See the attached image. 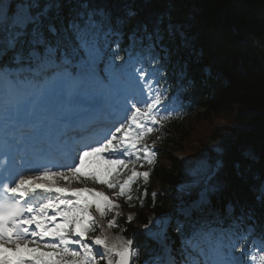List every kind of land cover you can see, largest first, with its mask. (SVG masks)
Segmentation results:
<instances>
[{
  "label": "snow or ice",
  "instance_id": "snow-or-ice-1",
  "mask_svg": "<svg viewBox=\"0 0 264 264\" xmlns=\"http://www.w3.org/2000/svg\"><path fill=\"white\" fill-rule=\"evenodd\" d=\"M171 16L172 13H165L142 21L138 7L127 0L116 12L92 0H15L8 5L0 0V78L11 85L25 72L33 76L51 72L47 79L59 77L71 84L70 90L55 93L56 104L51 111L46 109L25 126L28 135L17 136L12 131L8 134L7 143L16 145L19 157H9L6 152L0 171V264L139 261L141 250L134 247V240L117 237L115 242L110 241L96 214L104 218L111 213L113 218L107 225L111 229L118 227L115 217L122 215L116 211L120 208L117 200L124 198L129 207L135 206L132 201L139 197L132 195V186L138 178L147 182L150 176V171H139L137 165L143 168L142 161L154 165L155 141L150 147L147 140L170 119L171 109L166 95L153 87L166 75L161 71L162 57L150 55L149 59L139 53L132 55L129 50L126 58L119 54V40L110 38H122L124 29L134 23L128 38L133 47L139 43L149 54L158 47L164 49L165 37L170 42L179 40L181 44L165 54L170 60L177 58L183 75L180 48L189 47L190 42ZM113 43L115 49L111 47ZM105 50L111 52L106 66L110 78L131 67L141 88L138 96L124 98L118 110L123 115L97 138L93 125L104 115L103 90L108 85L98 77L96 68L103 61ZM26 143L32 144L31 152L24 147ZM54 156L61 162L49 167ZM41 160L48 163H39ZM18 162L27 165L24 172L16 171ZM229 177L246 187L254 199L248 202L239 195L229 199L220 218L233 220V227L228 230L233 242L227 251L218 250L217 259L211 264H264V152L258 155L249 150L231 162L217 160L205 173L206 187L198 204L206 203L209 193L223 196ZM59 181H91L106 186L113 196L86 186L69 189L59 186ZM183 211L190 215V210ZM132 219L129 215L127 222ZM240 225L245 227L237 233L235 229ZM97 228L101 235H90ZM143 228L147 230L149 225ZM176 230L181 233L182 253L187 257L206 255L199 245L198 231L188 235L179 222ZM157 238L163 255L153 264H177L167 243L166 228L160 230ZM183 264L197 261L186 258ZM199 264L206 261L200 260Z\"/></svg>",
  "mask_w": 264,
  "mask_h": 264
},
{
  "label": "trees",
  "instance_id": "trees-1",
  "mask_svg": "<svg viewBox=\"0 0 264 264\" xmlns=\"http://www.w3.org/2000/svg\"><path fill=\"white\" fill-rule=\"evenodd\" d=\"M92 2L106 5L110 11L116 12L126 0ZM127 2L138 7L139 19L142 21L172 13L171 19L182 26L190 42L189 47L180 48L179 60L183 63L184 74H180V63H177L176 57L166 62L162 58L161 71L166 72V75L161 81L171 93L181 92L184 98L191 100L192 109L186 117L194 118L185 123L186 117H171L149 138L151 144L155 141L157 161L153 166L145 163L143 168L152 169L150 182L135 189V196H140L147 189L144 204L139 205V200L135 199V206L129 207L127 202L120 200L123 210L119 223L126 228V233H132L135 246L144 256L158 246L155 240L138 236L137 233L149 223L153 215L162 218L172 211L185 196L183 187L192 179L178 158V152L185 151L193 159L205 158L208 169L217 160L231 162L245 151L251 150L258 155L264 152V17L258 15V12L264 15V0ZM133 27L134 23H130L124 29L125 44L131 52L149 59L150 55L161 56L160 47L151 54L139 43L133 47L127 35ZM180 44L179 40L170 42L165 37L166 51H174ZM155 67L159 68L160 65ZM217 117L224 124L227 122L228 127L216 120ZM223 127L228 129V134L220 132ZM210 138H220L218 149L211 148L206 152ZM229 180L223 196L210 194V206L216 211L237 195L248 202L254 199L246 187L230 177ZM130 212L135 215L128 223ZM169 234L178 245L181 235L173 229H170Z\"/></svg>",
  "mask_w": 264,
  "mask_h": 264
},
{
  "label": "rangeland",
  "instance_id": "rangeland-1",
  "mask_svg": "<svg viewBox=\"0 0 264 264\" xmlns=\"http://www.w3.org/2000/svg\"><path fill=\"white\" fill-rule=\"evenodd\" d=\"M15 3V0H4V4L5 5H8V4H14ZM258 15L260 16V17H264V15H263V12H258ZM56 87L59 89V88H61L62 86H63V80L61 79V78H58L57 80H56ZM61 84V85H60ZM105 93H106V95L108 94L109 95V93H110V90L109 89H107L106 91H105ZM10 98V97H9ZM52 101H53V96L52 95H49V94H45V95H43V98H42V95H38V97H33L32 99H31V102H32V104L33 105H36V104H38V103H40V102H43V103H45V105H47V104H51L52 103ZM18 104V103H17ZM16 103H15V107L14 108H12V110L13 111H15L16 112V110H17V108L18 107H21V103H19L18 105H17ZM16 106H18L17 108H16ZM192 118H194V116H192L191 118L189 117L186 121H185V123H188ZM216 120H219V118L217 117L216 118ZM220 121V123L221 124H224L223 123V120H219ZM226 125H228V123L227 122H225V124L223 125V126H226ZM226 127H228V126H226ZM226 127H223V128H221L220 130V132L221 133H225V134H228V129L226 128ZM219 141H220V138H216L215 140H213L212 138H210L207 142H208V146H207V150H206V152H208V150L209 149H218V144H219ZM178 155H179V157L180 158H182V162H183V164H184V166L186 167V169L189 171V173H193V171L194 170H196L195 172H198V171H200V170H202V171H205L206 170V164H205V162H204V160H205V158H199V159H193V158H191V156L189 155V154H187V153H185V152H178L177 153ZM206 161V160H205ZM129 167H132V165H130ZM73 181H68V182H65V181H59V183H66V185L67 184H71V185H74L75 187L77 186V187H79V186H81V187H89V188H91V186L93 187H95V188H97V190L98 191H102V192H106L108 195H110V197L111 196H113V191H111V190H109V189H107V187L106 186H104V185H99V184H94V183H92L91 181L89 182V181H87V182H85V183H77V182H75L74 181V183H72ZM96 216H97V219H99V222L101 223V220L103 219V218H100L99 217V215L98 214H96ZM103 221V220H102ZM102 224V223H101ZM103 225V224H102ZM97 229H99V228H97ZM98 234H95V235H93V236H97ZM100 235V234H99ZM139 264V263H138Z\"/></svg>",
  "mask_w": 264,
  "mask_h": 264
},
{
  "label": "bare ground",
  "instance_id": "bare-ground-1",
  "mask_svg": "<svg viewBox=\"0 0 264 264\" xmlns=\"http://www.w3.org/2000/svg\"><path fill=\"white\" fill-rule=\"evenodd\" d=\"M117 85L115 84L113 86V88H116ZM106 91V90H105ZM106 94V93H105ZM108 95V94H107ZM43 98V97H42ZM17 104V103H16ZM19 104V103H18ZM17 104V105H18ZM52 106H55V104H52ZM18 106H16L17 108ZM22 107V106H21ZM46 110V108L44 109L43 108H38L36 110H34L35 112L34 113H37L36 116L40 115L42 112H44ZM28 111L27 109H21L20 107L18 108V111L15 113V116H14V113L12 111V109H8V108H2L0 109V130L1 132H8V131H11L12 128H18V124H20L21 122L23 121H26L27 123H32L34 121V119L36 118V116L34 118H30L29 115H27ZM31 115V114H30ZM25 116H29L28 118L25 117ZM14 120V121H13ZM16 120V125L10 127L9 125L12 123V122H15ZM9 121H11V123H9ZM30 125V124H29ZM185 152V151H183ZM205 153V152H204ZM59 186H63V187H68L69 189H77V188H82L81 186L79 187H75L74 185H66V183H59ZM125 208V207H124ZM116 241V238L114 239V242Z\"/></svg>",
  "mask_w": 264,
  "mask_h": 264
}]
</instances>
